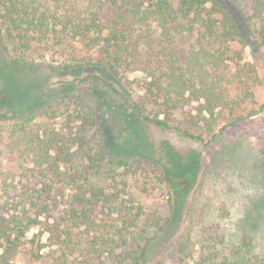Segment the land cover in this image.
<instances>
[{"label":"rangeland","instance_id":"obj_1","mask_svg":"<svg viewBox=\"0 0 264 264\" xmlns=\"http://www.w3.org/2000/svg\"><path fill=\"white\" fill-rule=\"evenodd\" d=\"M218 1L250 43L244 48L243 60L257 64L263 82L252 88L254 100L243 104L245 109L239 110L240 117L234 125L216 137L206 136L200 142L180 135L175 128H159L124 113L123 106L130 110L131 97L144 91L145 76L139 69L126 73L130 82L127 102L113 90L100 91L98 97L94 92L87 96L98 122L107 125V152L102 157L93 154L100 149L99 139L103 137L99 125L87 123L83 129L75 105L67 100L34 113L8 110L5 119H0V215L18 211L21 198L38 201V206L49 203L48 209L38 212L39 221L26 234L28 238L36 235L44 243L40 258L31 260L30 244L25 243L5 264H59L57 244L49 238L46 227L59 220L71 195L90 188L116 192V202L129 204L126 200L131 199L139 203L136 225L129 228L126 241H118L116 248L118 254L125 253L128 264L135 263L147 242L148 251L137 264H222L225 254L231 258L243 255L251 261L244 264H258L264 258V59L258 58L264 52L251 50L256 28L250 17L251 0ZM73 42L77 53L86 50L94 54ZM70 48L71 44L62 50L33 41L29 52L41 65L29 71L18 70L16 75L28 84H16L13 94L24 99L38 87L52 89L56 94L68 82L76 86L77 93L85 94L87 82H78V76L64 68V63L70 61ZM13 52L10 40L0 35V90H7L6 81L12 78L9 60ZM195 106L192 102L175 110L172 116L181 123L195 113ZM230 119L219 120L216 129ZM162 145L182 159L192 160L194 175L183 191L168 192L158 178V167L154 165L163 164L167 155ZM88 155L95 159L91 161ZM44 183L51 184L49 191L43 190ZM101 218L117 223L103 228L105 238L113 228L121 227L114 220L115 214L104 210L97 220ZM84 227L75 229L81 243L85 242ZM94 234L97 233L93 231L91 235ZM231 248H236L233 255L229 254ZM1 253L0 247V258ZM103 260L105 264H117L118 256L114 261L112 257Z\"/></svg>","mask_w":264,"mask_h":264},{"label":"trees","instance_id":"obj_2","mask_svg":"<svg viewBox=\"0 0 264 264\" xmlns=\"http://www.w3.org/2000/svg\"><path fill=\"white\" fill-rule=\"evenodd\" d=\"M250 17L256 23L251 50L264 52V0H251ZM0 35L10 40L14 51L9 60L12 78L6 81L7 90H0V119H5L8 110L34 113L67 100L75 105L83 129L87 123L99 125L103 137L99 139L100 149L93 153L96 157L106 155L108 130L106 124L98 122L87 96L94 92L98 97L100 91L113 90L127 102L129 70L144 73V91L131 97L130 110L123 106V112L159 128H175L180 135L200 142L234 125L240 117L239 110L245 109L243 104L254 100L252 88L263 82L257 64L243 60L244 48L250 43L218 0H0ZM33 41L62 50L71 44L67 57L70 61L64 63V68L78 76V82H87L86 93H77L76 86L68 82L56 94L52 89L38 87L24 99L15 96L16 84H28L16 75L18 70L41 65L29 52ZM73 41L94 54L86 50L77 53ZM258 58L263 60L264 55ZM85 71L87 74L81 75ZM192 102L196 103L195 113L181 123L176 121L172 116L175 110ZM222 118L231 119L216 129ZM162 148L166 158L163 164L154 165L158 167L159 180L168 192L185 190L194 175L192 160L182 159L165 145ZM88 158L95 159L91 155ZM50 187L44 183L43 190L49 191ZM86 191L71 195L59 220L46 227L49 238L57 244L59 264H105L103 259L112 257L114 261L116 256L117 264H128L125 253L118 254L116 248L118 241H126L129 228L136 225L139 203L131 199L126 200L129 204L116 202L119 197L114 191ZM18 202V211L0 215V264L7 263L25 243L30 244V259L38 260L45 246L36 235L28 238L26 234L39 221L38 212L48 209L49 203L38 206V201L23 198ZM104 210L115 214L114 220L121 226L113 228L109 238L104 237L103 228L117 223L102 218L98 221V214ZM79 225H85L84 243L77 238L75 229ZM93 231L97 234L91 235ZM148 248L149 242L132 264H137ZM234 253L236 248L229 254ZM246 262L251 261L243 255L231 258L225 254L222 258V264ZM258 264H264V258Z\"/></svg>","mask_w":264,"mask_h":264}]
</instances>
